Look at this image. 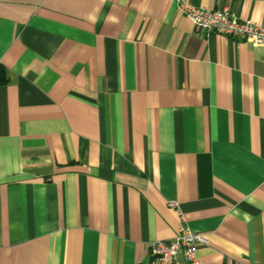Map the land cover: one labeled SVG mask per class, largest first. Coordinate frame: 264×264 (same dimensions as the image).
<instances>
[{"label": "crops", "instance_id": "0c3cea01", "mask_svg": "<svg viewBox=\"0 0 264 264\" xmlns=\"http://www.w3.org/2000/svg\"><path fill=\"white\" fill-rule=\"evenodd\" d=\"M176 5L0 0V264H150L180 214L200 264H264V44Z\"/></svg>", "mask_w": 264, "mask_h": 264}, {"label": "built area", "instance_id": "2783aa9c", "mask_svg": "<svg viewBox=\"0 0 264 264\" xmlns=\"http://www.w3.org/2000/svg\"><path fill=\"white\" fill-rule=\"evenodd\" d=\"M176 8L192 23L197 32H215L235 40H245L254 45L264 44V27L251 20L233 15L227 8L210 9L194 6L188 0H176ZM170 207H178L176 200H169ZM179 215L176 234L169 240L149 242L147 252L150 264H200L198 249L209 243L205 233L189 228Z\"/></svg>", "mask_w": 264, "mask_h": 264}, {"label": "trees", "instance_id": "16d2710c", "mask_svg": "<svg viewBox=\"0 0 264 264\" xmlns=\"http://www.w3.org/2000/svg\"><path fill=\"white\" fill-rule=\"evenodd\" d=\"M7 81L6 69L0 66V84H3Z\"/></svg>", "mask_w": 264, "mask_h": 264}]
</instances>
